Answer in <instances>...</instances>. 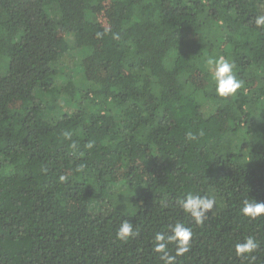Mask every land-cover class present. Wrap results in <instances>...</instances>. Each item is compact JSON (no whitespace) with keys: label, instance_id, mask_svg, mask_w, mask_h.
<instances>
[{"label":"trees","instance_id":"obj_1","mask_svg":"<svg viewBox=\"0 0 264 264\" xmlns=\"http://www.w3.org/2000/svg\"><path fill=\"white\" fill-rule=\"evenodd\" d=\"M107 1L113 4L104 27L96 13ZM213 1L2 0L0 264H164L155 235L170 234L176 223L193 235L175 264H264V215L240 213L245 199L264 202V26L255 23L263 15L259 0H219L218 13L232 23L214 36ZM240 18L252 39L238 31ZM60 22L65 37L57 49ZM87 22L96 23L103 45L85 31ZM63 53L78 63L82 88L72 80L57 85L67 65L60 63ZM88 56L104 67L100 77L85 75ZM218 57L234 64L242 82L226 98L216 94L207 63ZM191 63L209 78L205 84L190 80ZM253 75L260 85L249 98ZM36 90L65 111L44 116L32 99ZM12 99L26 107H12ZM216 111L225 112L234 131L226 142L207 134ZM122 142L129 146L124 161L133 155L145 169L163 164L131 186L137 193L130 213L114 205L98 209L111 203L115 181L123 180L98 155L112 154ZM65 173L74 180L71 188L60 179ZM189 194L216 201L203 224L180 207ZM123 220L136 233L127 241L116 238ZM248 236L260 244L254 260L235 254ZM166 251L175 255V243Z\"/></svg>","mask_w":264,"mask_h":264},{"label":"rangeland","instance_id":"obj_2","mask_svg":"<svg viewBox=\"0 0 264 264\" xmlns=\"http://www.w3.org/2000/svg\"><path fill=\"white\" fill-rule=\"evenodd\" d=\"M248 2H253L254 0H245ZM112 2L107 1L104 3V6L102 9L98 10L96 13L97 23L101 26H108L109 20H108V12L112 8ZM258 7L261 10L262 15L264 16V0H259L257 3ZM2 5V0H0V7ZM221 4L219 0H214L210 9V13L212 17L218 21V25L213 29L212 33L214 36H220L224 30H226L229 25L232 23V20L230 19L229 15L227 13H218V10L220 8ZM238 31L240 34L247 39H252L253 32L249 25L245 23L244 18H240L237 26ZM85 31L87 33H90L93 35L94 42L99 45H103L105 43V40L102 37V34L99 36L97 35L98 32H96V23L93 22H87L85 26ZM65 35V27L60 22L58 30L55 34L56 39V46L57 49H60L62 45V41L64 39ZM187 36L191 38H199V35L194 32L193 30H188ZM3 61L5 63L7 62V59L3 57ZM75 60V58H74ZM74 60L70 59V56L68 54L63 53L61 54L60 63L61 64H67L64 65L61 68L60 73L58 74L56 78L57 85L62 84L64 85L69 80H72L75 85L82 88L84 80L79 77L80 73V67L78 66V63L73 62ZM83 67H84V73L89 79H93L96 77H100L104 73V67L102 64L95 60L92 56H88L82 60ZM69 63V64H68ZM190 69V80L195 83L196 85H202L205 84L208 81V77L198 70L193 63L189 65ZM6 69H3L1 71V74L5 72ZM52 77V74L48 76V79ZM151 76L148 73L147 74V80L150 81ZM253 83V88L250 92H248L249 98L252 96L255 87H258L260 85V81L257 75H253L250 79ZM54 85V84H53ZM57 85H54L57 87ZM243 97V96H242ZM32 99L40 101L43 105L42 107V114L47 117H54V116H60L63 111H65L66 106H63L61 104L50 105L49 101V95L44 94L40 90L34 91L32 95ZM11 106L20 110H23L26 107V101L22 100H11ZM264 110V106H263ZM226 115L225 112H219L216 111L213 113L210 122L207 126V134L213 138V140L218 142H226L233 136V129L226 124ZM129 146L126 142H122L119 144L118 149L113 152L112 154H105V153H99V159L100 161L107 165L108 167L112 168L114 171V176L116 179H123L125 180L128 185L123 184V180H119L118 182L115 181V187L116 191H111V203L106 202L102 204L98 209L100 208H107L111 205L116 206L117 209L124 213H130L131 208L129 205L130 199L132 196H134L137 193V187H131L134 185H137L140 183L144 178H146L150 174L157 173L160 168L163 166L162 163H155L153 164L149 169H145L144 166L133 156L129 155L128 159L124 161L122 159V155L125 153H128ZM90 180H94V174L89 173ZM73 178L68 173L64 174V185L66 188H71L73 185ZM72 204V203H70Z\"/></svg>","mask_w":264,"mask_h":264},{"label":"clouds","instance_id":"obj_3","mask_svg":"<svg viewBox=\"0 0 264 264\" xmlns=\"http://www.w3.org/2000/svg\"><path fill=\"white\" fill-rule=\"evenodd\" d=\"M255 23L257 26H264V16H258ZM97 35L99 36L100 34L98 33ZM207 63L212 71L215 92L219 97L226 98L234 95L242 87V82L233 73L234 64L223 57L210 58ZM60 179L63 180L64 177L61 176ZM215 203L216 201L213 198L191 194L179 201L180 207L193 218L196 224H203L207 214L214 208ZM240 213L245 217L256 219L264 215V202L245 199ZM169 231L170 234L162 232L156 233L154 251L163 254L161 260L164 264H175L177 256H181L189 251L193 233L191 228L186 227L182 223H176L174 226H170ZM134 235L136 233L133 230V224L129 220H123L116 232V238L121 241H127ZM169 243H175V255H171L166 251ZM259 247L260 244L258 241L254 237L248 236L243 242L235 245V254L238 257L244 258L251 256L254 260L255 256H252V253L256 252Z\"/></svg>","mask_w":264,"mask_h":264}]
</instances>
